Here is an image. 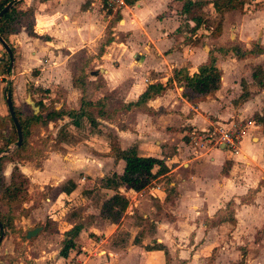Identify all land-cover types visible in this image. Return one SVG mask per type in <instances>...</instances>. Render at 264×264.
<instances>
[{"label": "crops", "instance_id": "1", "mask_svg": "<svg viewBox=\"0 0 264 264\" xmlns=\"http://www.w3.org/2000/svg\"><path fill=\"white\" fill-rule=\"evenodd\" d=\"M191 1L201 3L196 11L202 21L195 28L182 13L180 0H130L116 22L114 16L90 7V0L21 1L24 13L8 36L14 49L10 99L17 108L15 81L37 88L43 103L31 101L29 94L24 103L43 124L32 125L26 157L3 164L4 186L13 167L27 186L21 200L8 203L11 227L0 229V264H62L59 251L67 242L73 244L70 257L80 264H119L120 255L146 246L143 238L168 246L161 236L168 233L163 228L171 227L189 230V245L178 254L183 264H194L199 256L194 246L201 240L200 248L217 243L223 234L233 245L254 236L264 239V232L257 235L264 229V88L251 77L253 68L264 70V54H247L254 46L264 47V7L251 8L237 0L240 9L217 11L213 0ZM209 52L215 57L219 86L189 101L173 72L195 74ZM80 75L86 99L103 100L100 114L91 110L95 124L84 117L76 126L65 116L46 120L48 113L78 109L81 93L73 80ZM167 82L169 86L143 106L125 109L147 86ZM5 117L0 115V123H5L0 125V144L9 135L2 136L8 126ZM246 119L252 124L241 137L237 155L218 148L193 154V132ZM36 126L44 136L39 141L55 144L39 161L42 150L29 142ZM131 148L139 157L159 160L164 168L157 173L153 167L148 185L138 192L116 179L124 163L114 150ZM112 195L125 201L116 222L100 214ZM228 203L231 220L211 224ZM146 220L155 225L150 233L141 231ZM34 228L40 230L26 239ZM123 229L130 234L135 230L128 246L122 243L124 233L115 239ZM252 234L253 239L248 238ZM228 247L216 248V258L224 259ZM146 253L164 255L162 250Z\"/></svg>", "mask_w": 264, "mask_h": 264}, {"label": "trees", "instance_id": "2", "mask_svg": "<svg viewBox=\"0 0 264 264\" xmlns=\"http://www.w3.org/2000/svg\"><path fill=\"white\" fill-rule=\"evenodd\" d=\"M21 1L22 0H0V10L7 4L9 8L0 16V39L9 47L11 52V59H7L3 64L6 66L5 69H0V74L4 72L8 75L10 71L9 61L14 57V49L8 43V36L15 33L17 30V25L19 23V17L24 12L21 11ZM182 1V13L187 17L191 23H193L192 28H195L201 24V18L197 13V8L201 5L199 2H192L191 0H180ZM212 6L217 11H225L230 9L238 8L240 9L242 3L237 0H213ZM26 13V11H25ZM113 20L116 22L120 19L119 14H113ZM219 31V25L215 28ZM247 54H264V47L260 48L254 46ZM215 57L212 52H209L207 62L197 68V72L191 76L187 74L185 70H178L173 72V80L175 83L183 84V97L189 101H196L204 97L205 95L217 90L219 86V72L214 65ZM251 77L257 86L264 88V70L261 67H255L252 69ZM83 76L75 77L73 80V85L80 90L81 98L80 104L76 111L66 110L59 112H51L46 115V120L59 118L65 116L70 119L73 125H77L79 118H86L90 125H94L93 115L91 110L95 109L97 114L101 113L103 100H98L95 103H91L86 99L85 88L83 86V79L79 83ZM85 84V83H84ZM170 82H167L165 86L159 84L149 85L146 90L137 98L134 103L127 104L125 109L129 110L131 108L141 107L150 98L163 92ZM8 91H10V84L8 86ZM12 103V102H11ZM13 108L15 119L19 125L21 131V144L19 147L14 148L11 152L7 154L6 150L10 145L14 146L16 142V134L12 121L7 114L5 119L8 124L12 127V131L4 141L0 144V226L2 229L10 228L11 216L9 211L8 203L10 201H19L23 198L27 180L18 172L16 167L12 168L10 173L9 184L7 186L3 185L2 168L4 163H11L14 160H21L23 158L24 152L28 149L27 138L30 134V129L32 125L43 124L42 119L39 114L28 115L27 117H22L16 108ZM5 123H0L1 127ZM0 127V128H1ZM115 158L122 160L124 163L122 173L116 177L118 184L124 185L128 189L134 192L142 190L148 185L150 179L152 178L151 170L153 167H157V173L164 170L162 163L159 160L150 157H139L137 156L135 149L131 148L126 151H120L119 149L114 150ZM5 203H4V201ZM230 203H228L225 208L215 214V220L211 221V224H216L224 220H231L230 217ZM118 207V211L113 213V208ZM125 207L124 199L118 197L117 195H112L109 199L105 200L101 206L100 214L106 217H110L114 222L120 216V211ZM3 209V211L1 210ZM214 218V217H213ZM73 249V244L71 242L65 243L60 251L59 256L62 257L63 263H72L74 259L70 257L69 251ZM145 251L151 250H162L164 252V247L161 245H155L154 247H145ZM165 253V252H164ZM183 264V261H181Z\"/></svg>", "mask_w": 264, "mask_h": 264}, {"label": "rangeland", "instance_id": "3", "mask_svg": "<svg viewBox=\"0 0 264 264\" xmlns=\"http://www.w3.org/2000/svg\"><path fill=\"white\" fill-rule=\"evenodd\" d=\"M243 1L247 3V5L251 6V8H254V7L263 8L264 7V1L257 3V4L256 3L251 4L249 2L250 0H243ZM251 8L248 7V9H251ZM27 12L30 13V11H27ZM26 22H28L27 18L24 20V24ZM0 53H1L0 69L3 70L6 67L3 63L7 61L6 60L7 54L5 53L1 45H0ZM9 67L11 70V65ZM14 67H12L13 70H15ZM2 75H3V78L2 77L0 78V115H7L8 113H7L6 105L4 101L5 91H3V87L5 84L4 81H6L7 79L10 80L12 76L10 75L8 78V75H5L4 72H2ZM12 82H14V80ZM26 85H27L26 82H21L20 86H18L17 82L15 81L14 86H13V90H16V92H14L15 101H16L15 104L17 105L16 109L18 110L19 114L22 117H27L28 115L31 114L30 109L24 103V99L27 97L28 94H29L31 101H40V103H43V101L41 100L42 97H40L39 90H37V88L34 89L32 87L27 89ZM27 102L29 101L27 100ZM247 121H251V120L250 119L243 120V123ZM6 127L7 128L4 129V134L2 136H5L7 135V133H10V131H12V127L10 126V124H8V126ZM40 135H41V131L38 128V126H36L34 127V130L32 131L31 137H29L30 138L29 142L32 144L31 147L32 148L35 147L37 151H40V149L42 150L40 151L38 157H36L38 161H39V158L41 159L44 156L43 155L44 150H46L47 148L53 147L55 145L52 143L48 144L49 143L48 141H46V143H42L39 140H42L44 136L43 135L40 136ZM9 147L12 148L13 146L10 145ZM25 155H26V152H24L23 157H26ZM1 210L3 211V209ZM153 219L157 220L156 217H154ZM211 221L213 222V220ZM141 225H143L142 230H141L142 233H144L145 231L147 233H150L151 230H153L155 227L153 223H149L147 222V220L146 222L140 224V226ZM171 228H163L164 230L168 231V233L164 232V236H161L168 245V246L166 245L164 246V249H165L164 252L167 251V254L164 253L163 256L161 254H158L159 256L147 254L146 252H149V251H144V248L154 247L155 242L149 238H143L142 241H144L146 246H142L140 244L138 245V247H140L141 250L140 249L137 250L136 248H134V249H131L129 253L125 252L124 255H120L119 264H181V260L178 259V254L180 250H186L187 245H189L187 244L188 243L187 241L189 238L188 237L189 230L187 227H173L172 230ZM134 231H135L134 229H131V234H130L123 229L121 232L116 234L119 236H117V238L115 239H118L124 233L126 237L125 236L122 237V243H124V246L125 245L128 246L127 244L130 241V236L134 234ZM263 232H264V229H261V231L257 232V235ZM137 235L139 236V233ZM253 236H254L253 234L249 235L248 238L253 239ZM155 237L158 239H161L158 236H155ZM229 239L230 238L227 234H223L221 239L217 240V243L219 244L218 247L214 246L217 243H213L211 245H206V247L200 248L199 245H201L202 240L200 242L198 241V243L196 242L197 244L194 246V248L198 249L197 254L199 256L195 257L194 264H264V239L261 240V236H254V239L253 240L250 239V241H248L246 238V239H243L244 241L243 244H234V245L229 243ZM63 241H66V240H63ZM192 241L193 240H191V243ZM225 244L229 246L227 249L228 253L225 255L224 259L222 258V260L220 261L218 257L216 258V255L214 254V252L216 248H220L221 246L224 247ZM151 251L153 252V250ZM187 254H191V252L190 253L185 252V256H187Z\"/></svg>", "mask_w": 264, "mask_h": 264}, {"label": "built area", "instance_id": "4", "mask_svg": "<svg viewBox=\"0 0 264 264\" xmlns=\"http://www.w3.org/2000/svg\"><path fill=\"white\" fill-rule=\"evenodd\" d=\"M18 1V0H15ZM130 0H90V7H96L105 14H120L127 10ZM11 73H8V78ZM251 121L230 122V123H215L209 129L193 132L190 136V145L193 149V154L197 155L203 148H218L223 149L231 156L237 155L239 152V143L246 128L251 125ZM150 190H155L157 187H151ZM67 264H80L78 261H73Z\"/></svg>", "mask_w": 264, "mask_h": 264}, {"label": "water", "instance_id": "5", "mask_svg": "<svg viewBox=\"0 0 264 264\" xmlns=\"http://www.w3.org/2000/svg\"><path fill=\"white\" fill-rule=\"evenodd\" d=\"M9 8V4L5 5L1 10H0V16L7 11ZM0 45L2 46L3 50L5 51V53L7 54V56L9 57V59H11V52L9 47L3 42V40L0 39ZM8 86H9V79H7L5 81L4 84V91H5V105H6V109H7V113L12 121V124L14 126V130H15V134H16V142L15 145L12 148H9L6 150V153L11 152L12 149L19 147L21 144V131L19 128V125L15 119L14 116V112H13V108H12V103H11V99H10V92L8 91ZM30 103V102H29ZM31 107H33L32 103H30ZM34 111H37L36 107H33ZM1 229V226H0ZM39 228H34L30 231H28L25 235L26 239H30L31 237L35 236L37 234V232L39 231Z\"/></svg>", "mask_w": 264, "mask_h": 264}]
</instances>
